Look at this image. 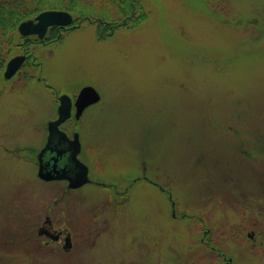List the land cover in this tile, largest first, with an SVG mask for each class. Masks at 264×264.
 <instances>
[{
    "label": "rangeland",
    "instance_id": "1",
    "mask_svg": "<svg viewBox=\"0 0 264 264\" xmlns=\"http://www.w3.org/2000/svg\"><path fill=\"white\" fill-rule=\"evenodd\" d=\"M139 2L147 18L138 25L101 36L77 17L59 40L32 44L33 64L15 48L8 60L27 61L12 79L0 69V264H223L201 242L209 231L234 264H264V0ZM92 9L107 22L118 17L106 5ZM88 85L100 102L62 128L80 131L94 179L146 177L119 210L122 226L142 234L137 249L83 239L108 214L110 191L92 185L50 213L64 210L71 251L44 249L38 235L65 183L41 181L35 154L59 97ZM147 179L169 191L174 219L166 193Z\"/></svg>",
    "mask_w": 264,
    "mask_h": 264
},
{
    "label": "flooded vegetation",
    "instance_id": "2",
    "mask_svg": "<svg viewBox=\"0 0 264 264\" xmlns=\"http://www.w3.org/2000/svg\"><path fill=\"white\" fill-rule=\"evenodd\" d=\"M59 31L57 30L58 34L55 39L50 38L48 39L49 42L47 41L46 43V41L45 42L43 41V44L55 42L58 39V37L61 36ZM49 33H50L49 35L51 36L53 34V31H50ZM79 93L77 94L76 97L72 98L73 108H72V116L70 120L72 119L76 120V107L74 106V103ZM76 121H79V120H76ZM65 132L67 133L68 138L72 139L78 131H73L71 134L68 131H65ZM46 142H47V139H46ZM46 142H45V145H46ZM68 143L69 141L67 140H61V144H57V141L55 140L51 146V148H53L54 150H50L49 152H47L45 155L42 156L41 162L44 166V169L47 172H51L54 166L56 165L58 169L69 167L71 168L70 170L71 174L72 175L75 174L74 165L71 163L69 159V152H65L69 147ZM40 151L36 153L37 160H38V154ZM38 165H39V161H38ZM89 177H90V182L76 190L69 188V182L67 180H55V182H58V183L59 182L65 183V188H64L65 193L64 194L62 193L61 196L58 197L61 199H55L53 205L46 206L47 210L45 212L46 216L44 218V221H41L38 224V227H37L38 235L41 239H43L41 241L42 248L47 249L46 247H49L51 245H58L61 249H65L67 245V249H68L67 251H71L73 249L74 236L72 232H70L65 227V225L63 224L60 218L61 216L65 215L64 210H61L60 215L54 218L50 216V213L59 206V202H63L64 200L63 198L67 197V194L69 195L70 193L74 191H80L82 188H84L87 185L103 187L110 191V194H108L107 200H106V204L108 208L101 212L104 214L106 213L108 214L106 215V217L96 215L95 221L93 223L94 226H88V228H86L90 232V234L87 236V238L83 237V239H85L87 243L89 242L88 243L89 247L95 248L100 243H103L105 244V247L108 248V250L109 249H125V248L137 249V248H140L141 246H137V245L142 244V241H141L142 234H139L137 229H135L134 227L125 229L122 226L123 222L126 221L127 216L124 215V212H125L124 210H122V213L119 214V210L122 207L126 206V204H129L134 200V195H130L129 191L133 188L135 183L141 181V177H137L133 179V182L128 183V185H124L123 181H119V180H117L118 182L117 181H114V182L99 181V179H94L93 175L91 176L90 167H89ZM166 197L168 200L167 202H168V207H169L171 218L174 219L175 212H174V204H173L172 196L170 194H166ZM209 234H210V231L209 233L205 232L203 235V238L201 239V242L204 244L205 249L209 250L210 253L215 252L217 257L222 260L223 264H234L233 258L227 259L223 252L217 251L216 247L211 245L212 241L211 239H209ZM84 242L85 241L83 240V243ZM134 256H137L135 251H134ZM204 257H206V255ZM135 258L137 259V257ZM109 264H115V263H109Z\"/></svg>",
    "mask_w": 264,
    "mask_h": 264
},
{
    "label": "trees",
    "instance_id": "3",
    "mask_svg": "<svg viewBox=\"0 0 264 264\" xmlns=\"http://www.w3.org/2000/svg\"><path fill=\"white\" fill-rule=\"evenodd\" d=\"M96 5L111 7L118 17L109 15L108 22L104 20L108 16L105 13H95L99 18L96 17L92 9ZM54 9L68 11L76 18H81L82 22L98 24L101 36L111 34L116 29L128 25H138L147 18L139 0H0V69L4 67L15 48H21L24 53H27L28 61L31 60L33 64L34 56L30 53V48L37 42L33 38L21 37L18 27L20 23L34 18L40 12ZM138 10H141L139 16H137ZM53 34L57 35V30H54ZM38 64L41 66L40 63ZM33 79L34 77H31V80ZM142 181H144L143 178ZM163 192L166 193L165 189ZM168 192L167 190V194Z\"/></svg>",
    "mask_w": 264,
    "mask_h": 264
},
{
    "label": "water",
    "instance_id": "4",
    "mask_svg": "<svg viewBox=\"0 0 264 264\" xmlns=\"http://www.w3.org/2000/svg\"><path fill=\"white\" fill-rule=\"evenodd\" d=\"M72 23L73 16L69 12L49 10L40 13L36 16L35 19L22 22L18 28V31L23 37L36 35L40 40H42L47 34L49 28H65ZM25 60L26 56L24 55H18L16 57H13L7 64V68L4 74L5 79H11L22 67ZM100 100L101 96L94 87H84L75 102V107L77 109L76 118L79 119L87 107L98 103ZM59 102L60 105L57 111L58 118L49 122L47 127L48 137L46 145L38 154V177L47 182L53 180H67L71 189H78L90 182L89 170L88 167L79 159V154L81 152L79 134L76 133L73 140H70L67 134L60 128L61 125L64 124L71 117V112L73 108L72 99L68 95L64 94L60 96ZM55 140L57 141V144H61V140L69 141V147L65 152H69V159L74 165V175L71 174V168L69 167L58 169V167L55 165L51 172H47L44 169V166L41 162V158L50 150H54L53 148H51V146Z\"/></svg>",
    "mask_w": 264,
    "mask_h": 264
}]
</instances>
